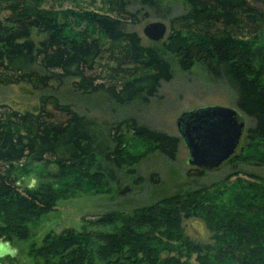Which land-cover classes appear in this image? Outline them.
I'll list each match as a JSON object with an SVG mask.
<instances>
[{
  "label": "trees",
  "instance_id": "obj_1",
  "mask_svg": "<svg viewBox=\"0 0 264 264\" xmlns=\"http://www.w3.org/2000/svg\"><path fill=\"white\" fill-rule=\"evenodd\" d=\"M65 2L73 3L0 0V14L6 12L0 22V88L58 90L69 84L74 92L101 94L126 106L139 100L148 103L163 84L173 80L171 64L155 48L144 46L132 29L138 19L128 0H101L100 10L106 12L91 15V25L106 43L86 34L71 37L67 23L59 19ZM140 2L157 4L156 0ZM186 2L190 11L173 20L172 32H192L198 41L178 48L180 68L189 71L198 65L211 80L231 90L236 109L250 123L245 145L224 165L233 170L246 162L264 166V87L249 73L241 41L264 31V0ZM34 32L43 39L36 42ZM124 123L166 158L176 159L180 138L134 118ZM125 124L99 123L53 95L41 96L33 111L0 105V166L8 168L7 174H0V202L14 199L29 209H51L44 195L19 191L12 171L25 161L54 165L62 173L85 168L93 159L97 177L121 185L128 163L122 143ZM192 172L206 173L197 168ZM228 181L127 215L99 216L93 224L111 225L115 232L95 235L92 241L66 230L49 240L40 255L48 264L54 258L60 264H264V178L251 175L231 185ZM227 193L230 201H224ZM17 214L9 213L11 226L1 228V234L19 228ZM192 219L205 223L212 234L210 244L187 235L184 223Z\"/></svg>",
  "mask_w": 264,
  "mask_h": 264
},
{
  "label": "rangeland",
  "instance_id": "obj_2",
  "mask_svg": "<svg viewBox=\"0 0 264 264\" xmlns=\"http://www.w3.org/2000/svg\"><path fill=\"white\" fill-rule=\"evenodd\" d=\"M71 1L72 4L67 2L63 4L62 11L66 14L59 15V19L67 23L70 36L86 34L106 43L105 37L91 25L93 12H106L100 10L101 0ZM128 2L129 10L135 13L138 19L132 29L139 35L142 44L159 51L172 67L173 80L162 85L158 96L150 99L148 103L139 100L120 106L101 94L83 95L74 92L69 84L58 90L55 87L54 90H42L30 86H22L28 89L8 86L0 88V105H12L20 110L33 111L41 96L53 95L99 123L107 121L125 124L126 119L134 118L142 125L178 138L180 135L177 120L182 113L205 107L236 109L235 97L231 90L211 80L198 65L189 71L180 68L178 48L198 41L192 32L182 31L175 34L172 32L173 20L190 11L186 0H156L155 6L142 5L140 0ZM5 14L6 12L0 14V22L4 20ZM155 22H162L167 26L166 36L160 42L151 41L143 33L148 24ZM33 38L39 42L43 35L38 36V33L34 32ZM241 41L249 73L257 76L264 87V31L255 36L246 35ZM242 118L246 131L250 123L246 117ZM245 136L246 133L242 136L235 153H239L245 145ZM122 143L128 163L121 174V185L97 177L95 170L97 160L92 161L93 159L88 161L85 168L62 173L54 165L31 161L13 167L12 175L19 184V191L23 193L30 190L40 193L51 201L52 207L44 212L23 207L20 201L14 199H4L0 202V229L10 228L12 219L9 213L17 214L18 208L21 209L19 215L17 214L19 228L14 229V232L0 233V242L6 241L17 249L15 256L5 257L6 263L11 259V264H48V259L40 255V250L46 247L49 240L58 238L66 230H74L77 235H84L92 241H96L95 235L115 232L116 227L111 225L93 224L95 219L102 215L111 213L127 215L163 199L209 188L226 178L230 182L229 185L235 184L239 179H249L251 175L264 178V166L253 162L241 163L236 170L223 164L217 170L206 171L205 175L196 176L192 172L194 168L189 165V151L183 141L180 140L177 157L172 161L157 151L153 145L132 134L127 124L124 126ZM7 170V167L0 166L1 175L7 174ZM126 187L130 188L128 193L124 192ZM223 198L224 201H230V193ZM184 227L187 235L193 240L204 244L212 242V234L204 222L192 219L186 221ZM50 264L60 263L54 258Z\"/></svg>",
  "mask_w": 264,
  "mask_h": 264
},
{
  "label": "water",
  "instance_id": "obj_3",
  "mask_svg": "<svg viewBox=\"0 0 264 264\" xmlns=\"http://www.w3.org/2000/svg\"><path fill=\"white\" fill-rule=\"evenodd\" d=\"M144 35L160 42L167 33L162 22L148 24ZM179 138L189 151V165L213 171L237 151L245 133L241 113L235 108L205 107L182 113L177 120Z\"/></svg>",
  "mask_w": 264,
  "mask_h": 264
},
{
  "label": "clouds",
  "instance_id": "obj_4",
  "mask_svg": "<svg viewBox=\"0 0 264 264\" xmlns=\"http://www.w3.org/2000/svg\"><path fill=\"white\" fill-rule=\"evenodd\" d=\"M33 183H35L33 181ZM16 251L17 249L13 246H11L8 242H0V261H2V259L4 257H13L16 255Z\"/></svg>",
  "mask_w": 264,
  "mask_h": 264
},
{
  "label": "flooded vegetation",
  "instance_id": "obj_5",
  "mask_svg": "<svg viewBox=\"0 0 264 264\" xmlns=\"http://www.w3.org/2000/svg\"><path fill=\"white\" fill-rule=\"evenodd\" d=\"M5 257L2 259V261H0V264H11L10 262H11V259H10V262L9 263H6L5 261Z\"/></svg>",
  "mask_w": 264,
  "mask_h": 264
}]
</instances>
